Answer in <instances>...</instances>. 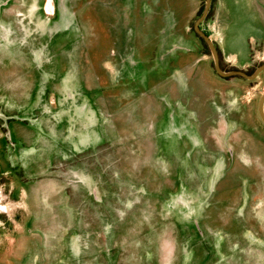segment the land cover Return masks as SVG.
<instances>
[{
	"label": "rangeland",
	"instance_id": "rangeland-1",
	"mask_svg": "<svg viewBox=\"0 0 264 264\" xmlns=\"http://www.w3.org/2000/svg\"><path fill=\"white\" fill-rule=\"evenodd\" d=\"M38 1L13 0L0 24V264H264V126L257 115L264 73L251 84L218 80L210 59L195 50L166 85L156 80L136 96L119 77L130 57L98 60L93 36L85 46L52 45L71 14L63 5L72 1L81 10V0H57L53 24ZM168 1L166 14L146 15L149 0H136L132 15L160 22L155 42L166 31L183 42L203 0ZM263 4L215 0L205 25L239 62L248 60L249 39L256 45L263 38L249 69L264 61ZM169 12L178 16L171 30ZM105 33L103 52L118 57ZM129 34L135 55L136 32ZM145 55L139 51L136 61L147 62ZM196 79L206 86L202 93L190 87ZM162 86L167 103L176 104L177 130L166 127L168 106L152 94ZM83 88L95 111L80 98ZM213 102L203 107L211 118L204 121L193 104ZM8 123L21 140L15 160L23 170L16 174L1 157L4 145L11 155ZM199 216L204 238L191 240L188 227Z\"/></svg>",
	"mask_w": 264,
	"mask_h": 264
},
{
	"label": "flooded vegetation",
	"instance_id": "flooded-vegetation-1",
	"mask_svg": "<svg viewBox=\"0 0 264 264\" xmlns=\"http://www.w3.org/2000/svg\"><path fill=\"white\" fill-rule=\"evenodd\" d=\"M13 0H0V24L1 22H6V19L4 18V11L10 9V5ZM65 1V0H64ZM82 1L81 10L76 9L75 11V2H72L69 4L65 3L63 5L64 10H68L69 13H71L68 17L67 24L65 26H62L60 24V28L54 33L53 36V44L57 45L59 42H62L63 40L67 41L66 47L72 48L75 45V42L79 40L80 44H84L86 40H92L90 37L93 36L95 38L94 40H97L98 47H95L98 49V60H102L104 62L108 61L110 63H115L119 61L125 60V58L130 59L126 60V64H123L122 68L123 73L119 76L121 79V85L123 83H126L125 86H129V88H132V91L137 96L139 94H147L149 91V84L154 83V81H162L165 82L163 85H166V79L171 78V76L174 75L176 72V67L178 64V61L180 59H184V54L191 53V51L198 50L200 57L199 58H209L211 63V68L214 73V76L218 80L222 81H229V80H239L243 82H247L248 84H251L255 82L263 73H264V61L258 64L255 68L249 69L248 63L252 60V54L259 50L262 43L263 38L260 40L258 44H254V42H251L253 38H250L248 41L249 46V57L248 60L245 62H239L234 54H228L224 48V42L220 41L219 39H214L212 36V30L209 29V27H205V25L210 22L211 19V12L215 8V0H208V7H207V0H203V5L201 8H199L197 17L195 19V22L190 28L191 36L187 37L183 40V42L178 41L177 42V36L173 37L170 36L169 33L166 31V33L162 36V40H159L158 42H155L156 34L154 32L158 30V28L161 26L160 22L154 19L152 22L148 23L146 22H137L135 17L132 15L133 12H136L137 10V2L136 0H105L106 3L102 4V0L98 2V5L90 6L91 3H87L85 0ZM58 1L57 0H39L37 10L40 11V15L45 18L47 21H49L51 24L58 23L59 21V9L57 6ZM109 3V5H107ZM145 6V7H144ZM264 6V4H263ZM170 7L169 1L165 0H149L148 3L144 4L142 7V12L146 15H150L151 13H154V10L157 9L158 12H160L162 15L166 14V10ZM96 8L98 11H96ZM136 9V10H134ZM206 11V12H205ZM82 13V20H80L79 14ZM205 13V14H204ZM113 14L118 15L115 19L113 17ZM109 15V16H108ZM204 15V16H203ZM178 20V16L173 12L172 14L169 12L167 15L166 20L164 21L167 26L166 29L171 30L170 26L175 24ZM221 21V20H220ZM127 23V25H125ZM144 23V24H143ZM141 24V25H140ZM92 28L94 31L93 35L88 34L85 30ZM133 27V28H131ZM103 28L105 29L106 33V39L109 44L115 43V46L120 48V55L113 56L112 52H103L102 48V39H103ZM130 30L133 32L135 31L136 34H133V40H135L137 53L134 55L132 51H129V41L128 37L130 36ZM160 34V31H159ZM205 38L208 40V42L205 40ZM126 40V41H125ZM140 40L141 42H138ZM125 41V42H124ZM176 43V44H175ZM212 46L216 53V60L213 57V54L211 52V49L209 47V44ZM86 47H83V50ZM124 50L126 51V54L124 55ZM140 52H146V58L147 62L145 61H136L138 59V55ZM106 54H110V59H106ZM127 55V57H125ZM102 58V59H100ZM111 58H114V60H111ZM197 60V64L201 63V59ZM133 63H132V62ZM228 67V69L225 68ZM219 70V73L217 69ZM154 73L153 75H151ZM155 77V78H154ZM166 80V81H165ZM193 90H200L202 93V90L205 89L204 83L196 79L192 85H190ZM153 89V88H152ZM80 98L87 101L88 106L91 107V110L95 111V107L92 106V99H91V93L88 91V89L83 88L80 89ZM153 95H159L163 98V103L168 106L169 112L168 117L166 118V127H171V129H178L179 128V119L177 116L174 115L173 109L175 110L176 104L171 105L170 103H167V100H169L167 96V92H165L164 86L159 87L157 90H154ZM250 92H247V95H249ZM192 104V103H191ZM215 104L213 103H202V105L193 104L196 109L198 110V115L200 114L201 117H205L204 121L210 120L209 118V110L206 108H203L205 105H211ZM180 105V104H179ZM172 110V111H171ZM96 113V112H95ZM257 115L259 117L260 122L262 123V126H264V89L261 93V96L259 97L258 104H257ZM208 117V118H207ZM10 138H9V145L11 152V155L9 158H6L7 150L5 149V145L2 148V158L7 160L9 168L14 170L16 167L19 170L22 169V159L20 162H17L15 158H18V155H16L17 151V144L21 143V140H16L14 137L15 135L12 133L11 125L8 123L6 126ZM246 129V127H242ZM165 129V128H164ZM185 130V128H184ZM101 131V130H100ZM167 131V129H166ZM164 131V132H166ZM101 133V132H100ZM13 134V138H12ZM174 137L177 136V134L174 133ZM180 138H183L180 137ZM186 139L188 136L185 137ZM183 141V140H182ZM181 142V140H180ZM6 144V143H5ZM251 147L254 150H258L257 144H252ZM164 148V146H163ZM166 149L169 151L170 147L167 146ZM22 151V150H21ZM8 153V154H9ZM20 153V152H19ZM227 155L229 158H232L233 152L232 150L227 151ZM14 158V161H12ZM22 158V157H21ZM30 158V157H29ZM25 161V160H24ZM16 174V169L14 170ZM12 172H10L11 174ZM227 191V190H226ZM199 220L193 225H190L189 231L190 233L189 239H196L200 240L204 238V230L200 226L201 217L199 216ZM227 235H225V238ZM218 238H222L218 236ZM227 242V241H226ZM221 243L222 248L227 246V244ZM229 244V242H228ZM229 246V245H228ZM197 248V247H195ZM228 248V247H227ZM201 249V246L199 247V250ZM221 249L218 250V253ZM198 251V250H197ZM197 251H191V253H197ZM197 258V256H196ZM193 260V259H192ZM202 259L199 261L200 264H202ZM198 264V263H197Z\"/></svg>",
	"mask_w": 264,
	"mask_h": 264
},
{
	"label": "water",
	"instance_id": "water-1",
	"mask_svg": "<svg viewBox=\"0 0 264 264\" xmlns=\"http://www.w3.org/2000/svg\"><path fill=\"white\" fill-rule=\"evenodd\" d=\"M207 7H208V0H207ZM206 12V11H205ZM205 14V13H204ZM204 16V15H203ZM205 40L208 42V40L205 38ZM209 44V47H210V49H211V52H212V54H213V57H214V59L216 60V53H215V51H214V49L212 48V46L210 45V43H208ZM217 69V71H218V73H219V70H218V68H216Z\"/></svg>",
	"mask_w": 264,
	"mask_h": 264
}]
</instances>
